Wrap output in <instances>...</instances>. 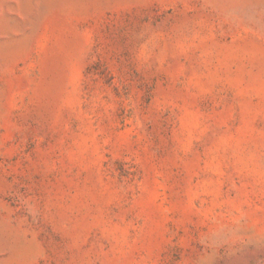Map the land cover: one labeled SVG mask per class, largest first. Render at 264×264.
I'll return each mask as SVG.
<instances>
[{
    "label": "rangeland",
    "instance_id": "obj_1",
    "mask_svg": "<svg viewBox=\"0 0 264 264\" xmlns=\"http://www.w3.org/2000/svg\"><path fill=\"white\" fill-rule=\"evenodd\" d=\"M0 264H264V0H0Z\"/></svg>",
    "mask_w": 264,
    "mask_h": 264
}]
</instances>
